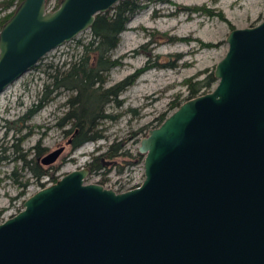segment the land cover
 <instances>
[{
    "label": "water",
    "instance_id": "obj_1",
    "mask_svg": "<svg viewBox=\"0 0 264 264\" xmlns=\"http://www.w3.org/2000/svg\"><path fill=\"white\" fill-rule=\"evenodd\" d=\"M121 1L23 0L0 29V93ZM226 42L215 86L140 139L138 186L65 173L0 222V264H264V17Z\"/></svg>",
    "mask_w": 264,
    "mask_h": 264
},
{
    "label": "rangeland",
    "instance_id": "obj_2",
    "mask_svg": "<svg viewBox=\"0 0 264 264\" xmlns=\"http://www.w3.org/2000/svg\"><path fill=\"white\" fill-rule=\"evenodd\" d=\"M3 1L6 0H0V3ZM140 1L145 8L130 18L120 34L119 43L111 55L117 64L107 73L103 87L120 83L147 64L151 66L118 95L119 106L109 103L106 107V111L116 118L102 123L105 138L87 141L71 150L70 134L64 133L71 124L62 128L56 126L57 118L67 110L64 102L71 93L59 90L41 102L43 86L51 83L56 68L79 55L81 47L77 40H89V29L46 53L33 68L0 93V154L6 156L0 164V222L19 212L27 197L53 182L47 175L34 180L17 159L21 152L32 154L34 145L44 148L39 161L46 153L64 146V151L53 164L43 165L51 169L61 164L54 173L58 179L67 172L86 167L94 156L105 152L110 143L123 142L124 150L135 156L139 141L148 130L159 124L162 115L168 116L174 111L176 103H182L188 97V84L213 73L215 65L227 51V34L234 28L255 26L264 17V0H168L166 4ZM60 2L49 0L46 11H54ZM13 10L14 7L3 10L0 6V19ZM151 38L156 41L147 45ZM40 102L41 107L26 121L25 130L14 134L7 129L6 121L13 122ZM21 124L18 121L12 126ZM23 134L26 135L19 150L14 151L12 144ZM130 159L134 163L126 165V160ZM111 161L116 163L104 165L110 167L105 179L90 171L85 181L101 182L118 190L141 183L143 160L120 156ZM120 164L124 167L118 172L117 165ZM13 170L16 174H11ZM27 178L28 185L20 194L19 182Z\"/></svg>",
    "mask_w": 264,
    "mask_h": 264
},
{
    "label": "trees",
    "instance_id": "obj_3",
    "mask_svg": "<svg viewBox=\"0 0 264 264\" xmlns=\"http://www.w3.org/2000/svg\"><path fill=\"white\" fill-rule=\"evenodd\" d=\"M23 0H6L0 3L3 10H9L14 7V10L8 15L0 19V29L2 25L14 14L15 10ZM49 0H46V3ZM150 3H168V0H145ZM59 6V5H58ZM54 8L56 10L58 8ZM145 5L140 0H124L116 4L107 13L96 15L95 20L89 28L90 38L86 42L77 40L78 45L81 47V52L75 59L65 62L61 68H56L53 75H51V83L43 86L44 96L41 102H44L51 93H58L59 90H66L71 94L64 102L67 110L63 116L57 118L56 126L62 128L67 124L71 127L64 130L67 135L70 134L71 150L77 149L87 141H96L104 136V128L102 123L107 120H113L116 116L108 113L106 107L109 103H116L118 95H120L137 77H139L151 65H146L137 69L129 75L125 80L113 85L109 88H104L103 85L106 81V75L116 66L117 61L111 59L112 51L116 48L120 40V34L125 30L127 23L133 15L143 10ZM165 37V35H159ZM169 39V37H167ZM156 39L149 40L147 45ZM209 46L210 44H206ZM156 63V62H155ZM216 83L213 73L209 74L203 80H198L196 83L188 84V97L185 100L193 98L199 94L206 93L211 90V86ZM39 103L34 108H30L22 116L18 117L13 122L7 123V129L12 130L14 134L20 133L27 128L26 121L41 107ZM181 102L176 103L173 107H178ZM166 116L160 117L159 124ZM20 121L22 124L19 127H13L16 122ZM158 124V125H159ZM157 125V126H158ZM141 131V129H139ZM7 132V131H6ZM30 132V131H29ZM28 132V133H29ZM136 133V132H135ZM26 134L19 135L15 140L16 143L12 144L13 150H19V144L23 141ZM44 148L40 149L34 145L32 147L33 153L23 151L17 159L21 161L22 168L31 174L34 180H39L42 176H49L50 180L55 182L58 178L54 175L55 171L61 166H53V168H45L38 161V157L42 155ZM5 150V148H4ZM31 155V156H30ZM122 156L123 158H136V161H142L143 155L138 151L136 155H132L128 150H124L123 142L110 143L105 152L98 156H94L92 162L89 163L92 173H98L103 179L110 167L102 165L101 157L104 160H114L116 157ZM6 156L0 154V164L5 161ZM114 161L113 164H115ZM126 165H132L134 160H126ZM111 164V165H113ZM109 166V165H108ZM118 172H121L124 164L117 165ZM102 169V170H100ZM11 174H16L13 170ZM104 181V180H101ZM22 190H25L28 185V178L24 182H19ZM1 216V211H0Z\"/></svg>",
    "mask_w": 264,
    "mask_h": 264
},
{
    "label": "built area",
    "instance_id": "obj_4",
    "mask_svg": "<svg viewBox=\"0 0 264 264\" xmlns=\"http://www.w3.org/2000/svg\"><path fill=\"white\" fill-rule=\"evenodd\" d=\"M103 186H104V185H103ZM104 187L111 188V189H113V190L119 192V191H125V190H128V189H131V188H133V187H135V186H133V187H128L127 189H122V190H120V189H119V190H118V189H114V188L109 187V186H107V185H105Z\"/></svg>",
    "mask_w": 264,
    "mask_h": 264
},
{
    "label": "flooded vegetation",
    "instance_id": "obj_5",
    "mask_svg": "<svg viewBox=\"0 0 264 264\" xmlns=\"http://www.w3.org/2000/svg\"><path fill=\"white\" fill-rule=\"evenodd\" d=\"M70 145H71V144H70ZM101 162H102V159H101ZM86 167H88L89 170H90V166H89V164H87ZM90 171H91V170H90ZM97 183H100V184H101V182H97Z\"/></svg>",
    "mask_w": 264,
    "mask_h": 264
}]
</instances>
